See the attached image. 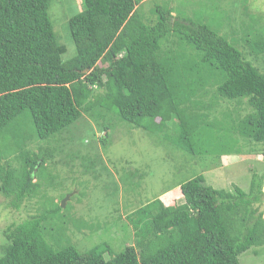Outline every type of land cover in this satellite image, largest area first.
I'll use <instances>...</instances> for the list:
<instances>
[{
    "label": "trees",
    "instance_id": "1",
    "mask_svg": "<svg viewBox=\"0 0 264 264\" xmlns=\"http://www.w3.org/2000/svg\"><path fill=\"white\" fill-rule=\"evenodd\" d=\"M53 1L0 0V138L11 140L0 152V194L9 207L45 198L38 176L83 114L100 121L102 145L112 113L192 157L240 155L239 140L264 146L258 18L229 41L222 17L215 23L173 16L169 2L82 0L68 21L75 56L63 61L66 49L48 15ZM147 1L155 4L154 20ZM221 102L244 106L246 114L233 121L230 113L218 116ZM176 187L164 193L167 205L160 195L126 215L134 242L118 253L105 241L80 251L59 201L46 207L42 200L37 214L1 232L0 264H239L241 254L264 245L257 174L247 191L215 189L203 175Z\"/></svg>",
    "mask_w": 264,
    "mask_h": 264
},
{
    "label": "rangeland",
    "instance_id": "2",
    "mask_svg": "<svg viewBox=\"0 0 264 264\" xmlns=\"http://www.w3.org/2000/svg\"><path fill=\"white\" fill-rule=\"evenodd\" d=\"M168 2L174 10L173 16L180 12L183 18L194 21L202 18L215 23L222 17L221 33L229 41H238L242 25H249L251 18H258L259 26L264 27V0H158L156 4ZM152 3L147 1L144 9L151 16L149 19L154 20L155 4ZM82 6V0H55L50 4L48 15L53 31L66 49L63 61L75 56L68 21L82 10ZM226 19H229L228 25ZM236 47L242 51L240 42ZM258 67L264 72V63H259ZM235 104L221 102L217 114L220 111L230 113L232 121L245 115L246 107H235ZM110 115L105 145L100 142L104 138L98 125L100 121H94L87 114L59 138L57 144L62 153H58L53 163H48L38 176L40 192L45 198L35 197L15 210L0 194V245L4 242L1 232L11 224L37 214L42 200L50 207L52 201L61 204L69 197L61 208L62 214L70 222V225L66 224L67 235L80 251L105 241L114 253H118L134 242L127 214L160 195L167 205L169 200L164 193L197 175H203L206 184L215 189L232 190V186H237L247 191L252 174H257L262 178L264 192V146L239 140L236 149L240 155L192 157L177 148L171 139L163 140L159 135L134 129L112 113ZM10 143L8 137L0 138V152ZM30 144L26 142L25 146ZM31 148L35 149L34 144ZM14 164H17L16 158ZM174 197L179 199L178 203L182 202L179 194H172ZM259 211L264 219V195ZM238 261L239 264H264V245L244 252Z\"/></svg>",
    "mask_w": 264,
    "mask_h": 264
},
{
    "label": "water",
    "instance_id": "3",
    "mask_svg": "<svg viewBox=\"0 0 264 264\" xmlns=\"http://www.w3.org/2000/svg\"><path fill=\"white\" fill-rule=\"evenodd\" d=\"M68 199H69V197H66L64 200H62V202L60 204L61 208H64V206H65L66 202L68 201Z\"/></svg>",
    "mask_w": 264,
    "mask_h": 264
}]
</instances>
